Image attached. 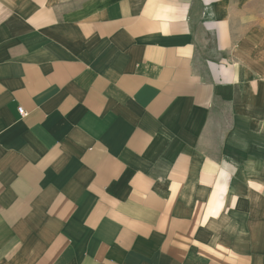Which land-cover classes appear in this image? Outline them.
Listing matches in <instances>:
<instances>
[{
    "label": "crops",
    "instance_id": "obj_1",
    "mask_svg": "<svg viewBox=\"0 0 264 264\" xmlns=\"http://www.w3.org/2000/svg\"><path fill=\"white\" fill-rule=\"evenodd\" d=\"M0 264H264V0H0Z\"/></svg>",
    "mask_w": 264,
    "mask_h": 264
},
{
    "label": "built area",
    "instance_id": "obj_2",
    "mask_svg": "<svg viewBox=\"0 0 264 264\" xmlns=\"http://www.w3.org/2000/svg\"><path fill=\"white\" fill-rule=\"evenodd\" d=\"M18 113L21 115V116H25L26 113L24 112V110L22 108H18Z\"/></svg>",
    "mask_w": 264,
    "mask_h": 264
}]
</instances>
